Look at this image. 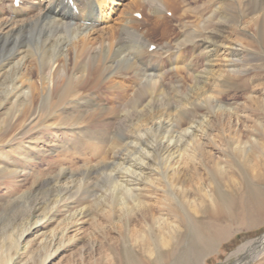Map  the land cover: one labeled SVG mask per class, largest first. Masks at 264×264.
<instances>
[{"label": "rangeland", "instance_id": "obj_1", "mask_svg": "<svg viewBox=\"0 0 264 264\" xmlns=\"http://www.w3.org/2000/svg\"><path fill=\"white\" fill-rule=\"evenodd\" d=\"M170 1L178 3L172 4ZM223 1L225 0H168L169 4L165 7L167 12L163 11L161 14L169 17V21L167 20L169 32L166 33L162 32L163 22L160 24L161 27H155L157 24L151 21V27L147 30L148 22L145 18L152 19L150 16L153 14L147 15L146 9L145 12L142 8L138 9L142 13L141 17H144L137 19L145 21L139 26L141 30H147V44L153 43L155 46L153 51H149L156 50L155 53H158L157 55L154 53L151 58H149L150 55L145 56V60L149 62L144 60V56H138V60L142 63L146 62L145 65L148 63L153 74H156L157 70L159 75L163 74L161 83L164 82L166 86H169L159 95H154L151 103L149 95H145L139 100L140 105L137 104L136 108L128 109L139 112L149 102L156 112L158 108L164 109L170 104L174 106L177 100L184 98L185 89L173 84L170 67L165 62V55L168 53L165 54L164 50L157 51V46L170 42L173 52L179 51L178 54L184 59L194 62L191 68L199 72L205 68L206 56L209 54L214 57L212 48H206L210 42H224L223 45L226 48H231L228 46L227 39L231 36L229 30L234 27L232 39L236 40V49L240 52L238 56H235L237 59L234 65L237 68H231L224 63L227 52H220L218 60L214 57L217 60L214 68H221L226 72L225 76L236 78L226 81L217 89L221 93L217 97V105L221 109L223 107L218 112L225 111L224 116L226 111L235 113L234 126L230 131L237 126L239 134L243 137L242 141L262 138L264 47L260 43L257 29L264 25V17L256 11L262 0H226L225 3L228 5L223 9H227L234 15L235 26L227 22L220 23V15L216 13V9L221 7ZM125 3H130V0L124 2L126 6ZM125 6H121L118 13ZM135 8L131 7L130 11ZM183 9H187V14L182 19L178 20L177 17L171 20V11L176 10L180 13ZM249 21H252L251 27H248ZM261 30L264 32V26ZM201 41L206 42L205 48ZM194 46L198 49L195 50ZM6 54L0 51V62ZM131 56H128L129 62L137 59ZM27 59L26 67L21 69V74L29 77L34 83V99L11 94L8 97L13 88L9 80L4 86L0 84V91L4 89L0 94V264H40L46 252L41 241L47 240L51 232L62 231L65 232L62 244L54 243L52 248L50 247L48 252L51 256L45 264H232L242 258V254L247 249H244V252L240 249L246 243L264 233V213H262L264 206L261 211L256 210L248 196L250 190L257 189L264 196V154L259 146L241 145L238 147L240 149L238 153L235 152L234 144L219 147L212 150L214 156L220 160L219 166L193 168V163L186 154H195L193 152V150L196 151L195 144L186 145L185 138L179 140L176 137L177 146H180L178 149L184 156L183 169L188 168L189 174L192 172L191 168L203 174L206 173V179L202 183H198L194 178L195 174L187 175L186 179H183L184 176L180 173L181 166L179 171L181 177L178 178L179 181H173V183L180 185L184 181L186 185L195 187H190L186 199L181 198L175 191L184 202L180 205L174 198L176 195L172 196L162 178L161 167L165 168V166H161L159 161L163 152L159 153L156 150V143L161 132L154 135L155 138L149 134L143 135L144 140L148 142L153 143L155 140L153 144L154 148L156 147L155 164L144 167L143 173L149 174L146 182L142 179L138 180V173L131 177L125 175L117 167L121 156L127 157H124L126 158L124 165L130 166L134 154L132 144L112 150L115 142L121 140V143H125L131 140L125 132L126 129L115 134L117 116H110L107 120L102 119L101 124L90 127L82 120L87 113L94 110V107L84 105L81 101L82 97H79V102L76 101V104L69 101L64 110L60 111L69 116L60 115L57 109L55 112L51 111L55 101L44 103V100L39 98L45 85L38 80L39 73L32 70L31 58ZM155 61L159 63L156 64ZM121 66H124L121 71L122 78L116 79L124 83L127 95L130 96L139 87L137 84H143L146 80L142 79L136 82L135 86L134 84L130 86L128 83V77L132 74L130 65L125 62ZM184 73L190 75L185 82L191 85L194 73L188 69L184 70ZM109 85L110 83H105L99 87L102 88L98 90L102 101L95 99L97 104L107 109L114 105L109 101ZM251 98L255 99V102ZM214 109L205 106L198 111V116L207 115L208 120L213 121L216 112ZM81 113L83 117L79 118ZM190 116H181L178 126L183 127L185 119ZM224 118L222 122L227 124V117ZM235 121H237L236 125ZM226 129L228 130L227 127ZM132 162L136 163V161ZM164 163L165 160H163ZM103 164L108 166L105 173L99 170ZM113 169L114 171L110 172ZM86 174H89L90 180L82 183L75 182L82 185L80 188L71 184L63 190L58 189L57 193L59 196L62 195V200L58 201L60 203H54L57 198L60 199L56 196L57 194H54V182L63 185L68 180H72L69 175H73L74 181H78V179H84ZM190 179V182H186ZM112 180L132 190L126 198V204L131 209L129 208V212L125 214L118 212L116 196L107 192L110 188V186L108 188L110 184L108 182ZM168 182L174 185L172 181L168 180ZM236 184L238 186H235ZM197 187L199 190H195ZM123 192L121 188L120 194ZM204 192L208 193L216 203L230 201L233 205L230 217L213 219L210 215V199L203 194ZM72 215H74L73 222L67 224V220H70L69 217ZM164 223H170L176 230L168 229L163 226ZM164 239L168 244H162ZM237 250L238 253L235 254ZM249 253L250 251L247 252ZM243 262L264 264V251L247 261L244 259Z\"/></svg>", "mask_w": 264, "mask_h": 264}, {"label": "bare ground", "instance_id": "obj_2", "mask_svg": "<svg viewBox=\"0 0 264 264\" xmlns=\"http://www.w3.org/2000/svg\"><path fill=\"white\" fill-rule=\"evenodd\" d=\"M72 1L75 3L76 11L69 5L68 0H19L17 6L14 5V0H0V51L7 53L4 56V59L0 62V84H2L1 86H4L6 83H8L6 81L9 80V84L13 88L12 92L8 94V97L11 94L15 96H23L26 99L35 98L33 93L34 83H32L29 77L21 74V69L26 67L25 60L27 58H31L30 65H32V70H35V72L39 73L38 80L45 85L44 90L39 98L41 97L44 100V103L55 101L54 107H52L51 111L54 110L55 112L57 109L60 113V111L64 110L66 104L69 101H73L76 104V101L79 100V97H82L81 101H83L84 105L94 107V110L92 112L90 111V113H87L82 120L90 127L101 124L105 118L107 120L110 116H117L118 122L115 126V134L122 130L125 131L126 129L125 132H127L131 140L125 143H121V140L115 142L112 150L115 151L122 146L132 144V150L134 154L130 166L124 165V160L127 157L124 156L126 157L124 159V157H122L123 155L121 156L120 163L117 167L125 175H130L131 177V175H136V173H138V180L142 179L146 182L149 174L143 173L144 167L153 165L155 160L154 150L156 147V150H158L159 153L163 152L161 155V161H159L161 166H165V168L161 167L162 178L167 184L170 192L173 194L172 196L176 195L174 198H176L180 205H182V203L184 204L180 197L184 199L188 198V192L190 187L193 185H186L184 181L181 184L179 183L180 185L175 184V182L173 183V181H179L178 178L181 177L179 176V171L183 164L182 160L184 159L183 154L180 153L181 151L178 149L180 146H177V141L175 140L176 137L179 140L185 138L184 144L186 145L191 143L196 145L197 148L194 145V148L196 149V151L193 150L195 153L194 155L191 153V156L187 155L183 151L193 163V168H197V166H219L220 160L218 157L214 156L215 154L212 152V150L219 149V147H227L228 145L232 144L235 145L234 147L236 153L240 151L238 147L248 144L249 146H259L262 150V154H264V130H262V138L259 140L248 139L242 141L243 137L239 134L238 128H236L237 126L232 131H230L232 126H234L235 113L233 114L230 111L227 113L228 111H226L225 116L227 117V124H225L222 122L223 119L225 120V116L223 114L225 111H222L221 113L218 112L219 110H222L223 107L221 109V107L217 105V97L219 94H221L220 90L217 91V89L222 84H225L226 81H231V79L236 78L227 77L228 75L225 76L226 72L221 68H214L216 67L215 61L218 60L217 58L220 56V52H227L228 54L226 59L224 60L223 58L224 63H227L231 68H237L234 65V62L237 59L235 56H238L240 52H237L239 49H236V40L232 39V33L235 31L234 27L229 30L231 32V36L227 39L228 46H231V48H226L223 45L224 42L217 43L214 41L207 45L205 41H201L203 48H205L206 45V48H212L214 57L217 60L212 54V56L208 54V56H206V64L204 66L205 68L199 72L193 71V68H191V66L194 65V62L184 59V57L178 54L179 51L173 52L172 47L169 44L170 42H165L163 44L161 43V46L156 45L157 51L164 50L165 54L168 53V55H165V62L167 63L168 67H170L169 72L171 74V78L174 80L173 84H177L178 86L185 89L184 98H178L179 101L177 100L178 102L176 101L174 106H171L170 104L169 107L164 109H162V107L160 109L158 108L156 112H154L153 107H151V104L148 102V104L143 107V110L141 109V111L137 112V110L133 111L128 108H136L137 104L140 105L139 100H141V98L145 95H149L151 103L152 97H154V95H159V93H162L163 90L169 86H166L164 82L161 83L163 74L159 75L158 70L156 74H153V70L149 68L150 65H148V63V66L144 64L149 62L145 60L146 57L150 55L149 58H151L156 52V50H154V52L149 51V47L153 45V43L147 44L148 39L146 32L151 27L150 23L154 22V24H157L155 27L164 26V30H162V32H169L167 26L169 24H167L169 17L167 18L164 15H161L163 14V11H166L165 7L169 4L168 0H130V3H125L126 6L124 5V2L128 0ZM225 1L221 2V7L216 9V13L220 15L219 20L221 24L227 22V24L235 26L234 15L228 12L227 9H223L228 5L225 3ZM177 3L178 2H172V4ZM121 6L125 7L120 13H118V9ZM133 6L136 7L135 9L137 10L134 9L130 11V8ZM139 8L144 9V12L146 9L147 15L153 14V16H150L152 19L145 18L146 22H148V28H146L147 30H141L139 26L140 23L145 22L144 20L138 21L137 18L133 17L134 14L139 13ZM186 11L187 9L181 10L180 13H178L176 10L171 11V20H174L177 17L178 20L182 19L184 15L187 14ZM256 11H258L264 17V0H262V2L258 5ZM142 18L144 17H141V19ZM253 20L254 19H252V21ZM252 21H249L248 27L252 26ZM161 23L163 25L160 26ZM203 25L204 24L202 23V26ZM263 26L264 25L262 24L261 28L257 30L260 43L264 47V32L261 30ZM153 28L154 27H152V29ZM192 42L194 43V40ZM232 46L234 48H232ZM193 48L195 50L198 49H196L195 46ZM177 50L180 49L177 48ZM203 52H205L204 49ZM157 54L155 53V55ZM130 55L135 56L137 59L135 61L132 60L129 62L128 56ZM138 56H144V60L146 62L142 63L139 61ZM125 62L130 65L132 71V74L128 77V83L130 86H132V84L135 86L142 79L146 80L143 84H137V87H139L133 91L132 95L130 96L127 95V89L125 88L124 83L122 84L119 79H116L121 77V71L122 68H124V66H121V64H124ZM155 62L156 64L159 63V61ZM187 69L194 73L193 76L191 75V79H193L191 85L185 82V79L188 78L187 76H190L184 73V70L187 71ZM122 82L126 81L123 79ZM105 83H110L108 87L110 89L108 90V97L110 99L109 101L114 104L113 107L108 109L95 102L97 99L99 100L102 98L99 92L102 90V88L99 87L101 85L103 86ZM232 87L235 86L232 85ZM6 88L8 87L6 86ZM3 91H0V94L3 93ZM164 98L166 97L164 96ZM99 101H102V99ZM253 102H255V99H253ZM262 104H264V102H262ZM205 106L215 108L214 110H216V112L214 113L215 117L212 119L213 121L208 120L207 115L198 116V111ZM60 115L69 116V114L65 113L64 115L62 112ZM81 116L83 117V113L79 115V118H81ZM181 116H190V118L185 119L183 127L178 126ZM236 124L237 121H235V125ZM159 132L161 133L159 134ZM146 134H149L150 136H156L159 134L158 141L157 143L155 142V148L153 144L155 140L153 143L144 140L143 135ZM248 154H250V151H248ZM163 160H165L164 164ZM132 161H136V163ZM107 168L108 166L103 164L99 170H102V172L105 173ZM193 168L190 169L192 171L191 174H195V177H193L197 179L198 183L204 182L206 179V173L203 174L196 171V169L194 170ZM151 169L152 168H150V170ZM181 169L182 170L180 173L182 176H184L183 179H186L187 175H191L188 172V168V170L186 168L183 169L182 166ZM112 171H114V169L110 170V172ZM110 172L108 174L109 176L111 175ZM69 176L72 180H68L63 185L53 181V191L54 194H57L56 196H59L57 193L58 189L63 190V188L65 189L68 187V185L75 184V182L82 183L83 181L90 180V177H88L89 174H86L84 179L77 178L78 181H74V178H72L73 175ZM168 180L172 181L174 185L169 183ZM190 181L191 179L186 182ZM114 182L113 180L112 182H108L110 183L108 184V188L109 186L110 188L107 189V192L116 196L117 201L119 202H117L119 206L118 212L125 214L130 208V206L126 204V198L129 193L132 192V190L130 188L123 187L120 185V182V184ZM78 183L75 185H77V188H80L82 185ZM235 186L238 185L236 184ZM121 188L124 190L123 194H120ZM195 190H199L198 187ZM175 191L180 195V197ZM258 191L259 189L253 191L250 190L248 196L251 200L252 206L256 210L261 211L264 206V196ZM213 192L214 191H212V193ZM203 194L205 196L207 195V197L210 199V215L213 217V219L216 218V220H218L221 218L230 217L229 214H231V210L233 209V205L230 201L216 203L208 193L204 192ZM61 196H59L60 199L57 198L56 202L54 203L62 200ZM24 198L25 196L23 199ZM190 207H192V205H190ZM73 217L74 215L69 217L70 220H67V224L73 222ZM163 226L168 227V229L173 231L176 230L173 226H171L170 223H166ZM64 233V231L60 233L51 232L47 240L43 239L41 241V243L43 242V248H45L46 252L41 259L40 264H45L49 260L51 254L48 252V250L54 245V243L57 245L62 244L65 235ZM165 240L166 239L162 241V244L164 245L168 244V242ZM244 249L247 250L244 252ZM240 251H243V254L248 257L245 259V261L255 256L257 253H260L261 251L263 252L264 236L259 240H253L246 243L240 249ZM249 251L250 253L247 254Z\"/></svg>", "mask_w": 264, "mask_h": 264}, {"label": "water", "instance_id": "obj_3", "mask_svg": "<svg viewBox=\"0 0 264 264\" xmlns=\"http://www.w3.org/2000/svg\"><path fill=\"white\" fill-rule=\"evenodd\" d=\"M263 236H264V233H263L262 235H260L258 238H255V239H253V240H259V239H261ZM253 240H252V241H253ZM236 253H238V250L235 251V254H236ZM242 255H243L242 258H240L239 260H237L236 262H234V263H232V264H247V262L244 263L243 260L246 259V258H248V257H246L244 254H242Z\"/></svg>", "mask_w": 264, "mask_h": 264}]
</instances>
